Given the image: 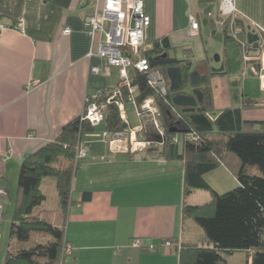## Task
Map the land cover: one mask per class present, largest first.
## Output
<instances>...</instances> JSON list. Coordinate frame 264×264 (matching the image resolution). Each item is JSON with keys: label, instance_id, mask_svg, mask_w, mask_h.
I'll return each instance as SVG.
<instances>
[{"label": "crops", "instance_id": "1", "mask_svg": "<svg viewBox=\"0 0 264 264\" xmlns=\"http://www.w3.org/2000/svg\"><path fill=\"white\" fill-rule=\"evenodd\" d=\"M142 1L151 18L146 48L169 36L172 45L183 48L194 62L213 67L214 52L224 49V56L218 57L230 64L222 67L228 72L224 79L230 80V87L231 80L241 79L243 92L256 103L243 107L244 117L264 120V88L256 74L264 46V0H235L245 27L260 33V51H248L230 38L234 30L227 28L229 16L220 12V0ZM93 11V0H0V200L4 204L0 240L12 224L9 215L16 206L25 155L54 141L66 124L81 115L87 94L119 88L118 67L109 66L108 73L93 71L107 65L99 56L100 38L105 35L93 39L85 26ZM192 17L199 22L197 35L189 34ZM66 28L70 33L64 32ZM213 101L217 110L234 104L226 95L218 101L214 90ZM124 111L129 121L126 104ZM156 114L139 115L141 124L134 127L137 139L143 124L156 119ZM104 130L101 123L83 137L88 152L76 173L74 202L65 225L73 249L62 264H179L177 246L208 244L206 238L203 242L194 238L187 225L190 219L183 214L184 162L160 156L162 145L153 146V155L146 148L135 153L112 151ZM218 168L228 174H219L223 181L239 183L229 167ZM86 190L92 191V198L84 201ZM192 194L186 198L189 204L204 201L198 200V194L209 199L203 191ZM165 238H172L173 245L165 246ZM135 239L143 246H133ZM151 244L156 251L146 248Z\"/></svg>", "mask_w": 264, "mask_h": 264}, {"label": "trees", "instance_id": "2", "mask_svg": "<svg viewBox=\"0 0 264 264\" xmlns=\"http://www.w3.org/2000/svg\"><path fill=\"white\" fill-rule=\"evenodd\" d=\"M226 23L227 28L242 29L239 35L232 31L230 36L238 45L248 51H260V33L248 30L242 18L229 16ZM173 50L177 49L169 36L157 39L151 48L142 47L150 71L162 75L165 93L150 84V72L133 71L132 84L137 89L131 92L129 87H123L121 98L123 104L155 100L156 119L144 123L140 129L144 138L138 140L150 144L142 150L146 148L153 155L154 147L162 145L160 156L184 162L183 214L202 227L208 244L177 246L179 264H228L226 255L241 250L247 252L246 260L251 258V264H264V120L244 117L243 107L256 103L243 92L241 79L231 80L233 106L217 110L211 78L228 72L207 62H194L190 55L172 56ZM261 73L260 62L256 74ZM113 92L102 90L100 100L106 101ZM102 123L104 131L111 135L126 131L130 136L135 129L122 119L116 100L107 104ZM99 125L79 115L62 128L54 141L25 155L5 264H62L64 247L69 243L65 237L68 209L74 202V180L83 162L76 160L77 150L84 135L94 132ZM220 165L229 167L239 182L236 188L223 193L205 178L207 172ZM45 177L56 179L60 207L54 212L36 211L46 200L41 189ZM195 190H209L212 199L189 204L186 198ZM91 198V190L83 191L82 200ZM166 241H171L170 246L174 243L172 238H165L164 245ZM146 248L156 251L157 246L151 244Z\"/></svg>", "mask_w": 264, "mask_h": 264}, {"label": "built area", "instance_id": "3", "mask_svg": "<svg viewBox=\"0 0 264 264\" xmlns=\"http://www.w3.org/2000/svg\"><path fill=\"white\" fill-rule=\"evenodd\" d=\"M94 11L85 20V26L90 36L95 39L97 35H105L104 39L100 38L99 56L106 61V67L96 66L93 71L96 73H108L109 66H116L120 69V85L106 101H101L102 90L96 94H87L85 106L82 112V119L89 120L93 125L101 124L106 117L107 104L114 101L118 102L121 111V117L127 121L122 103L123 87H129L131 92H135L137 87L132 84V72H150V84L165 93V83L162 75L158 71H150L149 60L142 53L144 46L145 32L151 23L150 16L145 12L142 0H93ZM220 12L225 16H237L240 14L236 7L235 0H220ZM23 28V22L19 23ZM1 28H4L3 26ZM66 28L65 33H70ZM242 32L241 28L234 30L237 36ZM199 33V22L191 18L189 34L197 35ZM246 49V48H245ZM247 50V49H246ZM246 58H249L246 56ZM260 60L262 63V73L259 78L261 86L264 88V49L261 53ZM133 103H135L133 101ZM137 104V103H136ZM139 105V115L147 117L149 114H156L157 107L154 99H146ZM158 125V122H156ZM133 129L130 136L126 131H118L114 134L104 131L103 136L107 140L110 149L117 152H131L142 149L146 142L139 141ZM87 149L82 145L78 147L76 160L84 159L87 156ZM3 177L0 176V185ZM4 204L0 200V220L3 218ZM133 246L140 247V240L135 239ZM166 246L171 245V241H166ZM73 247L70 243L64 247L65 254L71 253ZM151 249H155L151 246Z\"/></svg>", "mask_w": 264, "mask_h": 264}, {"label": "rangeland", "instance_id": "4", "mask_svg": "<svg viewBox=\"0 0 264 264\" xmlns=\"http://www.w3.org/2000/svg\"><path fill=\"white\" fill-rule=\"evenodd\" d=\"M240 49V48H239ZM232 52L234 51L233 49L231 50ZM240 50H238L239 52ZM224 49H218V51H215L213 54V65L215 68H222L223 65L225 67H230L229 65H226L224 63V58L222 57L221 60H219V56L223 55L224 56ZM172 56H177L178 58H187L189 55L186 53V51L183 48H179L177 51L173 50L171 51ZM233 66L235 67V64L233 63ZM229 70V69H228ZM228 75H222V76H212L213 79L211 81V85L213 86V90L217 95V100L222 102V99L226 96H228L229 101H232V94H231V87H230V80H225L224 78L227 77ZM118 82V79H117ZM118 84V83H117ZM228 94V95H227ZM126 111L128 114V118L130 121V124L132 127L138 126L141 124L140 121V116L138 113L137 105L133 102H128L126 103ZM247 111H252V109H246ZM178 136L182 139V134H178ZM142 137V138H141ZM139 139L144 138V134L138 136ZM154 146V145H153ZM141 153H146V152H141ZM256 169V168H255ZM220 173H225V171L221 168H218L216 170L209 171L205 174V178L208 180L210 185L218 192L223 193L229 190H232L238 186L236 183H228L227 181H223L221 179V176L219 175ZM228 175V174H226ZM235 176V175H234ZM236 177V176H235ZM228 180V179H227ZM226 183V184H225ZM236 184V185H235ZM41 189L43 193L46 195V200L43 202L41 206H39L36 211H39L40 209H47L49 211H56L60 207V198L57 190V183L56 179L54 177H45L43 178L41 182ZM197 191H203L206 193L207 197L209 199H202L203 196L198 194L199 197L198 200H204V201H199L202 203H205L207 201H210L212 199V194L209 190H197ZM200 193V192H199ZM193 194H190L189 199H191ZM205 198V197H204ZM14 214V209L12 208L10 210V215L9 217L12 220ZM190 220L188 221V229L193 233L194 238L199 239V242H203L202 238H206L205 233L202 229L201 226H199L192 218H189ZM11 228V226H10ZM4 237L0 240V264H5V259L7 256V251L9 249V243L11 242L10 238V229L5 232L3 231ZM201 244V243H200ZM227 262L228 264H246V258H247V252L244 250L241 251H236L233 254L226 255Z\"/></svg>", "mask_w": 264, "mask_h": 264}, {"label": "water", "instance_id": "5", "mask_svg": "<svg viewBox=\"0 0 264 264\" xmlns=\"http://www.w3.org/2000/svg\"><path fill=\"white\" fill-rule=\"evenodd\" d=\"M116 100V99H115Z\"/></svg>", "mask_w": 264, "mask_h": 264}]
</instances>
